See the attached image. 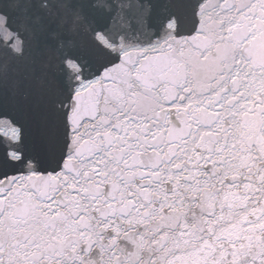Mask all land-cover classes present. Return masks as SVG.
Segmentation results:
<instances>
[{"label": "snow or ice", "instance_id": "6c2138e0", "mask_svg": "<svg viewBox=\"0 0 264 264\" xmlns=\"http://www.w3.org/2000/svg\"><path fill=\"white\" fill-rule=\"evenodd\" d=\"M81 7L0 63V264H264V0Z\"/></svg>", "mask_w": 264, "mask_h": 264}, {"label": "water", "instance_id": "95a60500", "mask_svg": "<svg viewBox=\"0 0 264 264\" xmlns=\"http://www.w3.org/2000/svg\"><path fill=\"white\" fill-rule=\"evenodd\" d=\"M49 7H41V0H0V12L6 13L12 21L13 28L18 33L22 43H17L11 51L0 45V63L10 67L19 66L31 62L39 56L45 66L50 67V76L55 79L61 71V52L56 48V41L50 39L48 27L51 24H59V35L63 34V19L68 15L83 12L81 5L90 0H47ZM27 3V8L17 5ZM75 5L71 12L69 7ZM91 12V8L88 9ZM50 13V15H45ZM47 20V24L43 21ZM35 28V31H33ZM67 38L72 44L66 45L63 53H75L80 50L87 37L77 31L75 25L67 30ZM74 71L75 68L69 65L63 69L64 72Z\"/></svg>", "mask_w": 264, "mask_h": 264}]
</instances>
